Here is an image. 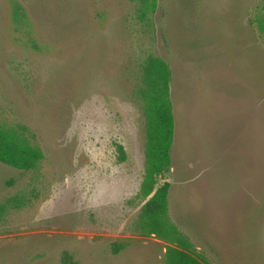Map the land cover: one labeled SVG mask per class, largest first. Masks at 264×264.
I'll return each mask as SVG.
<instances>
[{"label": "rangeland", "instance_id": "374dc122", "mask_svg": "<svg viewBox=\"0 0 264 264\" xmlns=\"http://www.w3.org/2000/svg\"><path fill=\"white\" fill-rule=\"evenodd\" d=\"M138 3L0 0V123L44 152L0 163V264H164L134 228L148 53L172 72L171 221L209 264H264V0H158L145 22Z\"/></svg>", "mask_w": 264, "mask_h": 264}, {"label": "trees", "instance_id": "16d2710c", "mask_svg": "<svg viewBox=\"0 0 264 264\" xmlns=\"http://www.w3.org/2000/svg\"><path fill=\"white\" fill-rule=\"evenodd\" d=\"M137 13L141 22L149 19L158 8V0H138ZM264 39V13L253 21ZM172 72L169 64L154 53H148L141 64L140 86L135 91L145 120V163L138 198L144 201L135 230L145 237L154 236L169 245L164 264H209L202 252L171 221L169 191L166 181L172 166L175 138V115L171 96ZM118 159L127 158L125 148L116 145ZM44 159L43 150L33 145L24 134L0 123V163L21 172L38 170ZM6 215L0 204V225ZM124 245L116 246L118 253ZM63 264H78L66 253Z\"/></svg>", "mask_w": 264, "mask_h": 264}]
</instances>
